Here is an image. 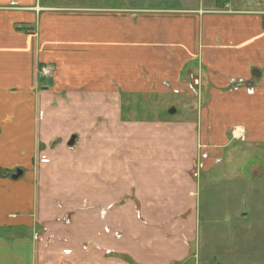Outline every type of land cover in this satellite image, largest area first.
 Instances as JSON below:
<instances>
[{
	"label": "crops",
	"instance_id": "1",
	"mask_svg": "<svg viewBox=\"0 0 264 264\" xmlns=\"http://www.w3.org/2000/svg\"><path fill=\"white\" fill-rule=\"evenodd\" d=\"M173 1L118 0L116 8L105 4L97 9L96 1L80 7L78 0H0V229L18 233L0 236V264H220L219 251L208 250L200 231L202 214L196 183L189 174L196 154L190 124L180 119L165 125L140 124L131 144L127 137L114 142V129L94 130L92 133L103 136L90 138L89 183L87 192L84 190L88 198L84 199L79 184L85 180L79 177L85 171L80 159L59 156L75 118L66 113L60 94L54 98L46 87L37 89V69L42 64L53 67L59 85L89 84L97 75V53L114 51V38L123 39V33L127 36L129 11L143 9L147 2L195 14L193 22L218 4L216 0L169 3ZM228 1L219 4L229 7ZM257 1L264 2L234 0V6L247 13ZM221 13L227 15L214 18L249 30L246 23L251 17ZM256 22L254 19V29ZM196 31L194 25L193 33ZM217 32L225 37V32L223 36ZM229 52L232 49L226 50ZM82 59L89 61L80 66ZM243 60L241 55L238 61ZM258 70L253 69L252 75ZM79 138L77 133L70 134L66 147L75 149ZM55 142L58 145L52 149ZM134 143L132 159L129 145ZM65 165L72 169H64ZM130 165L137 175L135 181L130 179ZM17 170L23 174L14 180ZM68 176L77 185L66 180ZM127 180L135 184L134 197L119 187L126 186L123 182ZM252 181H264L263 174ZM100 209H106L105 226L122 234L121 238L104 232L97 237L90 231L91 224L99 221ZM84 212L94 221L76 225ZM65 213L71 216L68 228L59 220ZM36 228L42 231L39 239L31 237ZM87 229L90 238L67 235ZM255 250H251L253 258L258 255L264 264V252Z\"/></svg>",
	"mask_w": 264,
	"mask_h": 264
},
{
	"label": "rangeland",
	"instance_id": "2",
	"mask_svg": "<svg viewBox=\"0 0 264 264\" xmlns=\"http://www.w3.org/2000/svg\"><path fill=\"white\" fill-rule=\"evenodd\" d=\"M93 1L97 9L105 4L116 8L114 4L118 3L78 0V4L92 6ZM216 1L218 4L211 5L210 12L197 15L195 22V14L155 5L154 0L147 2L143 9L129 11L127 36L124 38L123 33V39L114 38V51L97 53V75L88 80L89 84L59 85L53 67L42 64L37 69V89L46 87L54 98L60 94L65 99L66 113L75 118L59 156L80 159L85 172L79 178L85 181L78 184L83 195L89 183L90 138L102 134L92 133L94 130L114 129V142L127 137L131 144L136 141L134 135L140 124L165 125L173 119V123L180 119L190 124L196 136V154L188 173L196 183L203 221L200 231L205 235L202 240L205 238L208 250L219 251L220 264H261L260 257L254 259L251 250L264 252V181H252L261 173L264 176V2L257 1L245 10L250 11L242 13L235 9L234 0L228 1L229 7L219 4L225 0ZM223 11L251 17L246 23L249 30L244 32L235 24L216 20L214 17L227 15ZM194 25L197 31L193 33ZM217 30L221 35L225 32V37H220ZM227 49L232 52L226 53ZM241 55L244 60L238 61ZM88 61L82 59L80 66ZM90 65L93 66L92 60ZM44 68L51 71L46 77L42 74ZM253 69H259L258 76L252 75ZM238 73L241 76L233 77ZM172 108L176 110L174 116L169 114ZM73 132L80 138L76 148L70 149L66 141ZM57 145L53 143L52 149ZM129 148L128 157L133 159L135 143ZM129 168L130 179L135 181L134 167ZM65 179L77 185L71 176ZM124 184L119 187H125V195L134 197L135 184L130 180ZM239 211L246 215L238 214ZM105 212L100 209L98 213L100 223L97 220L91 224L94 218L86 212L74 223H90V231L97 237L104 232L121 238L122 234L105 226ZM67 214L59 220L68 228L71 216ZM39 230L34 229L31 237L39 239ZM76 232L68 231L67 235L90 238L88 229L81 234ZM12 233L10 229H0V236L18 234ZM48 237L52 239L54 235ZM253 243L258 247L248 245Z\"/></svg>",
	"mask_w": 264,
	"mask_h": 264
},
{
	"label": "water",
	"instance_id": "3",
	"mask_svg": "<svg viewBox=\"0 0 264 264\" xmlns=\"http://www.w3.org/2000/svg\"><path fill=\"white\" fill-rule=\"evenodd\" d=\"M258 75H259V73L258 72L257 73L255 72V76H258ZM175 113H176L175 108H172V109L169 110V114L170 115H174ZM74 142H75V137H73L71 139L69 145L72 146L74 144ZM22 174H23V172L21 170H17L15 172V174L12 175V179L17 180V179H19L22 176Z\"/></svg>",
	"mask_w": 264,
	"mask_h": 264
},
{
	"label": "built area",
	"instance_id": "4",
	"mask_svg": "<svg viewBox=\"0 0 264 264\" xmlns=\"http://www.w3.org/2000/svg\"><path fill=\"white\" fill-rule=\"evenodd\" d=\"M225 1H227V0H225ZM49 73H51V71H50L49 69H47V68H44V69H43L42 74L44 75V77L48 76ZM235 81H236V80H235ZM237 83H241V81H239V82H237ZM233 84H236V82H235V83L233 82Z\"/></svg>",
	"mask_w": 264,
	"mask_h": 264
}]
</instances>
